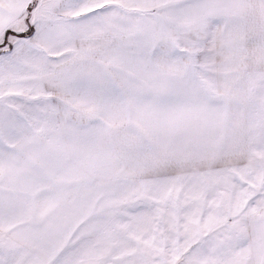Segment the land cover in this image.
I'll return each mask as SVG.
<instances>
[{"label": "snow or ice", "instance_id": "1", "mask_svg": "<svg viewBox=\"0 0 264 264\" xmlns=\"http://www.w3.org/2000/svg\"><path fill=\"white\" fill-rule=\"evenodd\" d=\"M0 264H264V0H0Z\"/></svg>", "mask_w": 264, "mask_h": 264}]
</instances>
